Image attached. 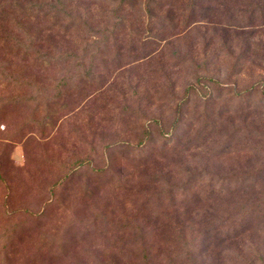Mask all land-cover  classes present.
<instances>
[{"label":"rangeland","instance_id":"rangeland-1","mask_svg":"<svg viewBox=\"0 0 264 264\" xmlns=\"http://www.w3.org/2000/svg\"><path fill=\"white\" fill-rule=\"evenodd\" d=\"M44 1L0 0V264H264V0Z\"/></svg>","mask_w":264,"mask_h":264},{"label":"trees","instance_id":"trees-1","mask_svg":"<svg viewBox=\"0 0 264 264\" xmlns=\"http://www.w3.org/2000/svg\"><path fill=\"white\" fill-rule=\"evenodd\" d=\"M13 1H16V0H13ZM124 1L125 0H121L122 3ZM43 3H44V5H47L48 6L47 7V10H46L47 13H51V11H52L51 10L52 9V4L49 3V0L44 1ZM44 14L46 15V12L45 11H44ZM72 25H74V24L68 23L67 24V27H72ZM56 27H57V25L56 24H52V23L50 25H48V26L42 25L41 26V29H40V32H36V34L38 36L43 35V34H46V37H49V38H52V39H56V38H61L62 33L63 34H66L67 33L66 32L68 30L67 27H66V30L62 27L63 32H59ZM144 257H145V255H144Z\"/></svg>","mask_w":264,"mask_h":264}]
</instances>
